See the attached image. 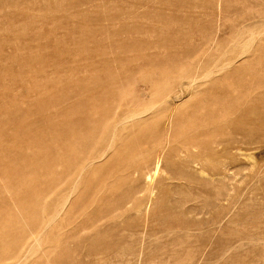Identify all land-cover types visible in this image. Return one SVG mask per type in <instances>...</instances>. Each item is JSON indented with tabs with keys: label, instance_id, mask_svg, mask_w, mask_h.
<instances>
[{
	"label": "rangeland",
	"instance_id": "374dc122",
	"mask_svg": "<svg viewBox=\"0 0 264 264\" xmlns=\"http://www.w3.org/2000/svg\"><path fill=\"white\" fill-rule=\"evenodd\" d=\"M144 55L147 62L135 60ZM200 60L211 63L203 78L230 62L264 70V0H0V209L8 204L0 212L6 242L0 241V264H264V140L245 129L236 138L239 150L206 163V206H188L203 214L194 230L180 233L185 231L176 216L171 233L161 228L156 236H143L135 212V226H110L101 242L91 243L87 232L64 239L53 223L21 257L16 254L17 244L32 233L13 188L21 180L37 195L42 190L23 182L33 169L26 175L14 171L22 166L17 155L35 160L34 150L48 147L46 137L35 135V122L46 117L39 128L55 126L61 89L76 79L123 76L128 67H138L135 76L158 77L164 68ZM246 93L251 105L229 115L264 127V79ZM178 103V116L190 109ZM192 192L178 194L183 199ZM215 193L230 195L231 203L212 209ZM191 218L185 216L183 226Z\"/></svg>",
	"mask_w": 264,
	"mask_h": 264
},
{
	"label": "bare ground",
	"instance_id": "6f19581e",
	"mask_svg": "<svg viewBox=\"0 0 264 264\" xmlns=\"http://www.w3.org/2000/svg\"><path fill=\"white\" fill-rule=\"evenodd\" d=\"M248 65L221 64L208 78L202 75L211 63L203 60L184 68H164L158 77H138L132 73L138 67H128L123 76L76 79L61 89L55 126L39 128L47 125L46 117L35 122L40 129L35 135L46 137L48 147L35 149L33 155L39 156L35 160L17 155L22 166L14 171L26 175L33 169L23 182L42 190L37 195L35 189L20 186L21 180L13 188L32 233L17 244L16 254L24 253L31 240L44 237L53 223L64 239L76 240L87 232L91 243L101 242L105 228L126 222L130 226L135 212L143 236H156L161 228L171 233L176 216L185 231L180 233L201 226L202 212L188 206H206L201 183L211 177L206 163L239 150L236 138L243 129L264 140V127L229 115L251 105V97L244 93L251 83L264 79V70L251 71ZM178 102L190 108L181 116ZM160 170L164 179L158 183ZM191 188L194 193L179 196L180 190ZM224 201L231 203L230 195L215 193L210 207L217 211ZM4 202L0 212L6 213ZM187 215L193 218L185 227Z\"/></svg>",
	"mask_w": 264,
	"mask_h": 264
}]
</instances>
